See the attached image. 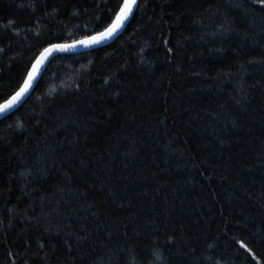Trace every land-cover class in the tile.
I'll return each mask as SVG.
<instances>
[{
  "label": "trees",
  "instance_id": "1",
  "mask_svg": "<svg viewBox=\"0 0 264 264\" xmlns=\"http://www.w3.org/2000/svg\"><path fill=\"white\" fill-rule=\"evenodd\" d=\"M123 0H0V103ZM0 264H264V0H139L0 120Z\"/></svg>",
  "mask_w": 264,
  "mask_h": 264
},
{
  "label": "water",
  "instance_id": "2",
  "mask_svg": "<svg viewBox=\"0 0 264 264\" xmlns=\"http://www.w3.org/2000/svg\"><path fill=\"white\" fill-rule=\"evenodd\" d=\"M139 0H136L135 5L133 6V9L131 11V13L128 15L127 19L124 21V23L121 25V27L109 38L105 39V40H101L99 43H93L91 42L92 37L98 36L100 33L105 32L106 29H108L113 22L116 19V16L119 14L120 12V8L123 7L124 4V0L119 8V10L117 11V14L114 18V20L111 22V24L105 28L103 31L96 33L94 35L88 36V37H84L81 38L79 40L70 42V43H57V44H53L50 45L48 47H46L36 58V60L34 61V63L31 65L25 79L24 82L28 79L29 73L33 72V68L34 65H37V62L40 61L42 59V55L46 58H43V62L40 63L38 65V71H36L35 76L32 80V84L31 87H29L28 91L24 94L23 97H21V99L10 109H8L6 112L0 113V120L5 118L6 116L10 115L11 113H13L14 111H16L28 98V96L32 93L33 89L35 88L37 82L39 81L41 75L43 74L44 70L46 69V67L48 66V64L55 58L58 56H62V55H79V54H83L86 52H89L91 50L94 49H98L101 47H104L110 43H112L124 30V28L127 26V24L129 23V21L131 20L137 5H138ZM46 49H50L51 52L50 53H46L45 50ZM24 82L22 84V86L15 92L13 93L6 101L2 102L1 104L6 103L8 100H10L23 86H24Z\"/></svg>",
  "mask_w": 264,
  "mask_h": 264
},
{
  "label": "snow or ice",
  "instance_id": "3",
  "mask_svg": "<svg viewBox=\"0 0 264 264\" xmlns=\"http://www.w3.org/2000/svg\"><path fill=\"white\" fill-rule=\"evenodd\" d=\"M136 0H124L123 7L120 8L119 14L116 16L113 24L105 30V32L100 33L98 36L92 37L91 42L99 43L101 40H105L111 37L124 23L128 15L131 13L133 6L135 5ZM46 53H50V49L45 50ZM43 58H46L42 55V59L37 62V65H34L33 72L29 73L28 79L24 82V86L6 103L0 104V113L6 112L8 109L13 107L24 94L31 87L32 80L35 76L36 71H38V65L43 62Z\"/></svg>",
  "mask_w": 264,
  "mask_h": 264
},
{
  "label": "bare ground",
  "instance_id": "4",
  "mask_svg": "<svg viewBox=\"0 0 264 264\" xmlns=\"http://www.w3.org/2000/svg\"><path fill=\"white\" fill-rule=\"evenodd\" d=\"M21 86H22V85H21ZM33 90H34V89H33ZM32 92H33V91H32ZM31 94H32V93H31ZM31 94H30V95H31ZM30 95H29V96H30ZM29 96H28V97H29ZM5 101H6V100H5ZM0 104H1V103H0Z\"/></svg>",
  "mask_w": 264,
  "mask_h": 264
},
{
  "label": "rangeland",
  "instance_id": "5",
  "mask_svg": "<svg viewBox=\"0 0 264 264\" xmlns=\"http://www.w3.org/2000/svg\"><path fill=\"white\" fill-rule=\"evenodd\" d=\"M56 58V57H55Z\"/></svg>",
  "mask_w": 264,
  "mask_h": 264
}]
</instances>
